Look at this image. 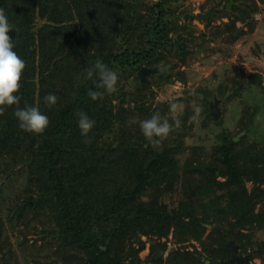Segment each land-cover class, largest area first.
I'll use <instances>...</instances> for the list:
<instances>
[{"label": "trees", "instance_id": "trees-1", "mask_svg": "<svg viewBox=\"0 0 264 264\" xmlns=\"http://www.w3.org/2000/svg\"><path fill=\"white\" fill-rule=\"evenodd\" d=\"M171 1L157 0L151 7L155 12L141 26L145 45L132 49L124 43L117 49L114 40L124 30L119 25L122 0H0V8L14 26L9 33L14 51L26 62L16 93L19 104L5 106L0 115V157L23 161L28 166V197L8 216L19 218L29 209L49 214L61 244L82 252L83 264H139L136 251L143 245L139 233L161 236L173 226L176 234L200 240L206 228L203 222L213 223L207 240H219L221 261L230 264L226 262L230 256L227 236L243 254L241 229L263 222V210L256 212L254 206L264 198V187L260 185L264 178L247 190L241 169L233 161V136H226L214 148L219 153L217 159L223 162L220 173L226 175L216 182L222 199L218 202L209 196L210 201H202L199 216L186 203L180 201L169 207L159 198L162 192L173 190L178 147L170 142L153 147L139 124L130 123L133 118H150L156 112L153 103L141 97L125 100L120 90L105 93L97 100L88 95L89 90H97L98 76L86 79V69L97 59L112 70L117 66L139 68L173 48L185 60L186 45L174 46L168 36L166 16ZM127 28L133 32L137 26ZM50 93L58 97L52 106L44 101ZM25 105L38 106L48 116L50 123L42 134L20 129L14 112ZM79 112L95 121L88 133L90 143H85L86 137L78 127ZM143 155L151 158L147 167ZM217 167L207 164L205 174L215 178ZM196 186L202 187L200 182ZM147 188L151 192L143 199ZM203 189L207 187H202L200 193H205ZM133 210L136 214L131 216ZM213 215H222L227 227L216 226L221 220L218 216L213 219ZM207 240L201 242L209 263L204 257L200 259L201 252L194 258L201 264H215L214 248L208 247ZM133 241L139 246H133ZM158 248H162L158 243L151 245L148 258L152 264H162L163 260L174 264ZM187 253L176 250L173 261L188 259Z\"/></svg>", "mask_w": 264, "mask_h": 264}, {"label": "rangeland", "instance_id": "rangeland-1", "mask_svg": "<svg viewBox=\"0 0 264 264\" xmlns=\"http://www.w3.org/2000/svg\"><path fill=\"white\" fill-rule=\"evenodd\" d=\"M155 2L157 0H122L119 25L124 30L114 40L115 48L121 49L124 43L132 49L145 45L141 26L155 12L151 9ZM227 2L229 7H226ZM212 6L218 9L208 19L195 17L197 12ZM168 10V36L174 46L186 45L185 60H181L173 48L155 56L144 64L158 68L145 75L148 81L141 80L135 65L117 66L114 68L119 77L116 87L125 93V100L141 97L151 101L156 112L173 123V130L159 145L170 142L174 148L178 147L176 181L173 190L162 192L159 198L169 207L180 201L186 203L191 206L189 210L201 216L202 201H210L209 196L217 198L218 202L222 199L216 182L223 181L226 175L220 173L223 162L217 159L219 153H215L214 148L226 136H237L233 161L241 169L247 190H251L256 180L264 178V0H172ZM133 25L137 29L132 32L127 27ZM214 98L218 99L220 109L217 117L210 113ZM171 104L176 105L175 111L171 110ZM173 117L180 121L178 127ZM209 163L218 166L215 178L205 174ZM197 165L199 170H195ZM27 176V163L0 157V264H83L82 252L61 244L53 232L55 227L49 214L29 209L19 218L8 216L28 197ZM197 182L207 187L203 189L205 193H200L202 187L197 188ZM260 185L264 187V183ZM146 192L143 199L151 190L147 188ZM254 210H263L264 214V198L255 204ZM214 216L221 218L216 226L227 227L222 215H213V219ZM262 221L241 229L243 246L240 250L248 254L249 264H264V216ZM203 224L206 228L200 240L188 234H176L173 226L161 236L139 233L143 245L136 251L137 263L152 264L148 256L151 245L157 243L162 247L158 248L162 256L174 264H201L194 258L198 252L202 253L200 259L204 257L206 262L209 259L201 241L207 240L213 223ZM227 238L228 241L233 239L229 235ZM208 242V247L214 248L215 264H223L219 240ZM132 244L139 246L137 241ZM176 250L188 251V259L173 261L172 253ZM254 252L257 253L250 257ZM162 264L167 261L163 260Z\"/></svg>", "mask_w": 264, "mask_h": 264}, {"label": "clouds", "instance_id": "clouds-1", "mask_svg": "<svg viewBox=\"0 0 264 264\" xmlns=\"http://www.w3.org/2000/svg\"><path fill=\"white\" fill-rule=\"evenodd\" d=\"M14 30V26L9 22L3 8H0V115L3 114L5 106L18 105L20 97L16 95L21 87V79L26 62L15 51L12 37L9 35ZM98 76L97 90H89L88 95L92 100L102 99L105 93L111 94L117 91L118 73L109 68L101 59H97L94 65L86 69L85 78L92 79ZM58 97L55 94H47L44 101L48 106L55 105ZM176 105L171 104V110L175 111ZM199 112V108L196 109ZM19 122L21 130L42 134L48 127L50 121L47 115L42 114L38 106L25 105L23 108L17 107L14 112ZM78 127L81 135L85 136V143H90L91 138L88 133L95 126V121L90 119L86 113H78ZM175 126H179L180 121L175 117ZM130 123L139 124L140 130L147 141L153 147H158L162 139L167 138L173 130V123L168 118H164L159 112H155L150 118L137 120L133 118Z\"/></svg>", "mask_w": 264, "mask_h": 264}, {"label": "water", "instance_id": "water-1", "mask_svg": "<svg viewBox=\"0 0 264 264\" xmlns=\"http://www.w3.org/2000/svg\"><path fill=\"white\" fill-rule=\"evenodd\" d=\"M227 7H229V2H227ZM216 9L210 8L207 12L200 14L197 13V18H208L212 13L215 12ZM158 68L156 67H149L147 65H141L138 68V74L141 78V80H147L146 74L157 71ZM218 99L214 98L213 102L210 103V113L212 116L217 117L220 113V109L218 107ZM234 140L237 139V136L233 137ZM143 159L145 160L144 166L147 167L151 161L150 158H147L145 155H143ZM136 214V211L133 210L131 212V216H134ZM230 244V256L227 259V262L230 264H249L248 254H240L237 249V244L233 239L229 240ZM209 260H206L208 262ZM127 264H136L132 263L131 261H128Z\"/></svg>", "mask_w": 264, "mask_h": 264}, {"label": "flooded vegetation", "instance_id": "flooded-vegetation-1", "mask_svg": "<svg viewBox=\"0 0 264 264\" xmlns=\"http://www.w3.org/2000/svg\"><path fill=\"white\" fill-rule=\"evenodd\" d=\"M226 7H227V4H226ZM210 8H214V9H216L215 12H216L217 9H218V7H216V6H212V7H210ZM210 8H209V9H210ZM209 9H207V10H205V11H202V12L199 11V12H197V13L203 14V13L207 12ZM197 13L195 14V17H196V18H197ZM212 14H213V13H212ZM212 14H211V15H212ZM211 15H210V16H211ZM210 16H209V17H210ZM209 17H208V18H209ZM208 18H198V19H208Z\"/></svg>", "mask_w": 264, "mask_h": 264}]
</instances>
